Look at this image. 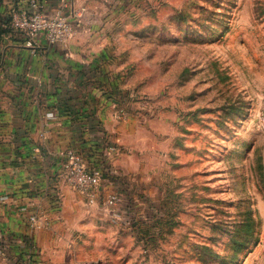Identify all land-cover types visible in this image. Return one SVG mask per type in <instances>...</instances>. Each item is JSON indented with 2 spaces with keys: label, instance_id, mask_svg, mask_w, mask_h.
I'll return each instance as SVG.
<instances>
[{
  "label": "rangeland",
  "instance_id": "obj_1",
  "mask_svg": "<svg viewBox=\"0 0 264 264\" xmlns=\"http://www.w3.org/2000/svg\"><path fill=\"white\" fill-rule=\"evenodd\" d=\"M105 10L127 119L152 157L107 263L264 264V0Z\"/></svg>",
  "mask_w": 264,
  "mask_h": 264
},
{
  "label": "crops",
  "instance_id": "obj_2",
  "mask_svg": "<svg viewBox=\"0 0 264 264\" xmlns=\"http://www.w3.org/2000/svg\"><path fill=\"white\" fill-rule=\"evenodd\" d=\"M40 1L45 13L73 22L68 43L40 37L27 45L7 20L28 1L0 0V264H106L117 230L138 216L136 186L149 175L155 152L140 158L144 131L114 114L113 93L124 97L125 86L103 23L111 0ZM114 142L118 151L108 160ZM69 148L89 162L107 161L101 189L122 194L119 220L63 178ZM32 215L47 225H35ZM102 246L107 256L100 258Z\"/></svg>",
  "mask_w": 264,
  "mask_h": 264
},
{
  "label": "built area",
  "instance_id": "obj_3",
  "mask_svg": "<svg viewBox=\"0 0 264 264\" xmlns=\"http://www.w3.org/2000/svg\"><path fill=\"white\" fill-rule=\"evenodd\" d=\"M28 6L24 9L13 10L11 13V26L27 36L26 44L32 45L34 39L43 37L50 44H66L74 35L75 28L68 15L56 13L49 15L44 12L40 0H27ZM125 97L118 96L115 101V116L119 119L128 117L124 106ZM123 102V104H122ZM107 159L116 155L117 144L109 143L107 146ZM66 160L62 168L63 178L74 188L85 193L90 203L100 202L111 210L114 220L118 218V207L123 202L120 192L103 194L102 183L107 177L106 160L92 163L85 156L72 148L64 152ZM30 221L39 227L47 225V221L39 216H30Z\"/></svg>",
  "mask_w": 264,
  "mask_h": 264
},
{
  "label": "trees",
  "instance_id": "obj_4",
  "mask_svg": "<svg viewBox=\"0 0 264 264\" xmlns=\"http://www.w3.org/2000/svg\"><path fill=\"white\" fill-rule=\"evenodd\" d=\"M7 24H11V15H10V18L7 20ZM116 97H118L119 96V94L121 95V93H113ZM125 98L124 99H126L127 98V96L125 95L124 96ZM122 104H123V102H122ZM124 106H125V101H124Z\"/></svg>",
  "mask_w": 264,
  "mask_h": 264
}]
</instances>
